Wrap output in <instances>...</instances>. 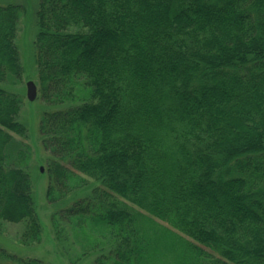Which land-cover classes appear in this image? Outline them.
Here are the masks:
<instances>
[{
  "label": "trees",
  "instance_id": "trees-1",
  "mask_svg": "<svg viewBox=\"0 0 264 264\" xmlns=\"http://www.w3.org/2000/svg\"><path fill=\"white\" fill-rule=\"evenodd\" d=\"M22 13L0 4V228L22 222L28 246L44 227L24 97L2 86L23 75ZM37 16L46 194L72 199L50 215L70 261L264 264V0H40ZM0 264L49 263L0 246Z\"/></svg>",
  "mask_w": 264,
  "mask_h": 264
},
{
  "label": "rangeland",
  "instance_id": "rangeland-1",
  "mask_svg": "<svg viewBox=\"0 0 264 264\" xmlns=\"http://www.w3.org/2000/svg\"><path fill=\"white\" fill-rule=\"evenodd\" d=\"M40 0H0V4H19L23 6V13L19 23L16 43L20 51L21 62L23 65V75L21 80L15 84L2 83V86L8 90L18 92L24 97V105L20 112V120L26 124V136L18 135L30 150V173L34 181V191L36 196L37 209L44 227L43 240L33 245H25L19 240L23 223L5 221L0 228V246L5 247L11 252L23 256L39 257L49 264H74L69 259V241L61 242L56 240L54 230L51 225L50 215L57 207L70 203L72 200L64 203L51 204L47 200V158L48 152L44 149L39 133V121L42 112L50 106H47L40 98L38 65L36 62V36L39 30L37 10ZM34 80L38 87L36 99L29 100L27 96V81ZM43 167V170H42ZM96 182L90 180V185L76 193L77 196H83L91 192L93 184ZM202 245V244H201ZM67 246V247H66ZM202 247L214 254L215 259L218 254L211 251L208 247ZM74 248V247H73ZM67 252V254H66ZM94 255L88 254L75 264H90ZM206 264H220V262L208 261Z\"/></svg>",
  "mask_w": 264,
  "mask_h": 264
},
{
  "label": "water",
  "instance_id": "water-1",
  "mask_svg": "<svg viewBox=\"0 0 264 264\" xmlns=\"http://www.w3.org/2000/svg\"><path fill=\"white\" fill-rule=\"evenodd\" d=\"M38 95V87L34 80L30 79L27 81V96L30 100L36 99ZM43 170V167H42Z\"/></svg>",
  "mask_w": 264,
  "mask_h": 264
}]
</instances>
